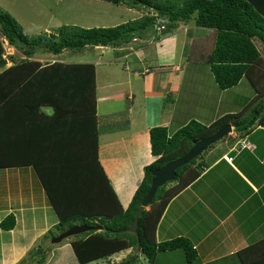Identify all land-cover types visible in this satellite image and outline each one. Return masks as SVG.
Segmentation results:
<instances>
[{"label": "crops", "instance_id": "0c3cea01", "mask_svg": "<svg viewBox=\"0 0 264 264\" xmlns=\"http://www.w3.org/2000/svg\"><path fill=\"white\" fill-rule=\"evenodd\" d=\"M0 1L11 7L29 36L50 33L65 24L54 23L51 17L50 22L45 19L30 25V12L37 15L36 21L54 14L47 3L40 9L33 5L35 1L41 4L39 0ZM115 7L128 13V18L132 16L131 20L145 15L144 9ZM148 12L146 16L153 15ZM128 18L116 23L99 20L102 23H97V28L124 24ZM87 21H72L70 26H96L94 21ZM165 31L155 38L152 28L145 37L118 48L95 47L96 61L60 60L58 56L65 52L46 55L49 63L43 67H57L35 70L32 75H41L38 73L44 70L48 74L42 75L56 73L81 79L86 75L83 70L62 65L95 66L92 102H83L80 92V100L61 103H68L65 108L70 114L57 115L50 105L39 106L38 111L35 100L1 104L5 109L0 114V225L10 215L16 223L9 231L0 227V264H22L24 260V264H39L42 259L41 264H79L71 245L78 238L60 244H53V237L47 238L60 219L40 173L55 201L65 206L67 218L77 211L68 205L71 198L80 197V204L97 203V180L101 181L103 173L115 195L110 197L116 210L118 205L127 210L144 179L145 168L157 160L151 150V129L165 127L173 135L191 121L209 126L226 115L239 114L251 102L255 103L253 108L260 104L264 108V80L253 95L243 86L251 85L246 78L230 90L218 88L205 63L214 51L215 30L198 27L192 19ZM256 73L264 78V72ZM29 84L30 95L39 91L36 80L30 79ZM249 116L246 112L244 119ZM232 127V133L206 150L183 174L182 181L197 177L168 204L156 231L159 243L188 239L198 255L193 264H244L259 258L251 248L264 256V250L259 249L264 248V111L250 131L239 133ZM244 142L250 148H243ZM181 180L167 189L178 186ZM64 183L73 195L63 192ZM134 253L130 248L89 264H119ZM139 255L137 264H149ZM155 264L188 262L184 252L177 250L159 254Z\"/></svg>", "mask_w": 264, "mask_h": 264}, {"label": "trees", "instance_id": "16d2710c", "mask_svg": "<svg viewBox=\"0 0 264 264\" xmlns=\"http://www.w3.org/2000/svg\"><path fill=\"white\" fill-rule=\"evenodd\" d=\"M103 1L114 5H125L132 9L148 10L153 15L115 27L83 28L63 26L51 35L45 33L28 36L20 23L10 14L2 11L0 6L1 36L8 41L10 46L22 50L23 55L28 60L40 49H46L49 53L59 55L65 50L82 52L87 48L117 47L128 44L135 38L145 37L158 19L167 20L166 33L173 29L174 24L187 23L193 19L196 26L212 29L217 33L214 51L205 63L208 65L218 88L223 91L232 89L246 78L256 91H260V83L264 78L262 79V75L256 73V71L264 72V0ZM256 41L261 44L263 50L259 49ZM3 53L4 48L0 37V62L3 61ZM12 62L14 66L0 74V114L5 109V106L1 107L3 102L27 101L29 103L30 101L34 102V100L38 102V111L41 109L39 106L50 105L55 108L57 115L65 112L70 114L67 108L61 106L62 102L80 100L77 95L81 92V100L89 104L87 95L90 85L93 88V94L95 93L96 73L95 66L92 64L62 65L66 68L83 70L86 75L79 79L78 77L73 78V76L67 78V75L60 77L56 73H50L49 76L42 75L48 74L44 70L49 67H43L37 62H29L28 60L21 65H18L14 60ZM56 67H50V69ZM41 69H44L43 72L38 73L41 75H32L35 70L39 71ZM16 75L18 77L15 78ZM30 79L36 80L39 84L38 87L40 86L39 91L32 95H30L29 87L24 91L21 89V84ZM62 80H64L63 84ZM40 94L43 95L41 97L43 99H39ZM252 105L250 103L248 107L251 108ZM261 105L251 109V111L245 109L239 114L226 115L209 126L198 121H191L173 135H170L165 127L151 129V150L152 155L157 157V160L145 168L144 179L135 192L127 210H123L120 205L116 210L110 197V195H113L115 198V195L103 173L101 181L99 178L97 180V203L80 204V197L71 198L72 202L68 205L77 209V211L67 218L64 214L65 206L55 201L56 196L50 194L52 192L49 191L51 188L40 173L43 185L48 190L49 199L60 219L59 225L47 235V238H55L58 233L61 234L76 226V222H80L79 225H101L104 228L103 231L85 233L76 237L78 239L72 242L71 245L79 264H89L93 261L107 259L115 253L130 248L136 252V236L132 233H117V231L128 228L133 222L144 197L151 187L153 171L179 159L188 152L194 142L213 135L228 124L234 126L235 131L239 133L250 131L264 111ZM5 111H9V109L7 108ZM33 111L36 112L37 109L34 108ZM71 111L74 110L71 109ZM246 112H251L249 114L251 116L244 119ZM81 113L83 112L81 111ZM85 113L88 116L89 110ZM2 115H6V113ZM252 115L256 116L252 117ZM197 159L179 169L173 182L180 181L183 174L194 165ZM196 177V175H193L191 178L185 179L186 181L183 180L184 182L181 180L182 183L171 189H167V187L173 182L159 188L149 206L150 210L146 209L140 217L138 228L141 240L140 253L147 259L149 264H155L159 254L177 250L184 252L188 264L196 262L197 252L188 239L178 238L161 243L156 240V231L168 204L186 189ZM67 185L68 183H64V186L61 187L63 192L68 191L71 196L73 195L72 189L69 190ZM57 190L61 192L60 187ZM15 223V217L10 215L1 223L0 227L9 231L14 229ZM251 249L259 258L244 261V264H264V256L256 248ZM259 249L264 250V248ZM138 259L139 256L132 255L119 264H136ZM43 262L44 259L38 261L39 264Z\"/></svg>", "mask_w": 264, "mask_h": 264}, {"label": "rangeland", "instance_id": "374dc122", "mask_svg": "<svg viewBox=\"0 0 264 264\" xmlns=\"http://www.w3.org/2000/svg\"><path fill=\"white\" fill-rule=\"evenodd\" d=\"M24 1L28 2L29 0H24ZM39 1H41V4H38L35 1L33 3V5L40 9L41 5L43 3L44 4L47 3L50 6L48 8L53 10L54 14L48 15L45 18L43 17L42 20H37L36 21V16L37 15H35V13H33V12H30V14L28 16L29 20H30V25L36 24V23L41 22V21L45 22L44 21L45 19H48L46 22H50L51 21L50 18L54 17L55 18L54 19V23H57V22H58V24L59 23L60 24H64L65 23L61 27L70 26L71 25L70 23H72V21H74V22H77V21L78 22H82L83 21L84 23H89V21H87V19H89V20L94 21V23H96V26L94 27V28H96L98 26L97 23H102L99 20H101V21H110L109 23H116L117 21L122 22L125 18L127 20V18L130 16V15H128V13H124L123 14V12H120V9H116L114 4L105 2L103 0H62V2H56V0H46V1L45 0H39ZM0 6L2 8V11L6 12V13L10 14L12 17H14V15L10 11L11 7L6 2L0 1ZM4 9H9L10 12L5 11ZM24 12L25 11L22 8V15H24ZM119 12H120V17H123V19H121L119 17ZM146 12H148V11L145 10V12H143L145 14L144 17L147 14ZM131 17L128 18L127 22L132 21ZM134 20H138V16ZM159 20H162V19H159ZM164 21L166 22V25H168L167 24V20L164 19ZM118 25H121V24H116L115 26H118ZM115 26L113 24H110L108 26H100V27H115ZM24 30L26 31L27 28L24 29ZM57 30L58 29L52 30L50 33H47V34H49V35L54 34ZM45 33L46 32L40 33L39 35L45 34ZM35 35H37V34H35ZM153 36L154 37L156 36L155 38L158 37L157 34H154V33H153ZM0 37H1V40H2V43H3V48H4V53H3L2 58H3V60H7L8 61V64L5 67L0 69L1 74L4 71H6L5 69H8V68H11L12 66H14V63L12 62L13 60L16 61V63L18 65H21L23 62L28 61V60H29V62H37L40 65H46L47 63H49L45 58H46V55H49V54H50V57H51L52 53H49V51H47L46 49L38 50L35 53V55L32 56V58L27 60V58L23 55L22 50H20V49L17 50L14 47L9 46V43L5 40V38H3L1 36V29H0ZM128 44H123V45L125 46V45H128ZM256 44H257V46L259 47L260 50H263L262 46H261V44L259 42L256 41ZM123 45L117 46V48L121 47ZM64 52H65V54L58 56V58L60 60H64V59L65 60H67V59H71V60H73V59H91V60H94V61L98 60V49H95V48H88V49L84 50L83 52H73V51H70V50H65ZM37 55H39L40 58ZM36 57L39 58L41 61H39V59L37 60ZM82 65H84V64H82ZM48 67H51V66H48ZM29 81L30 80L24 81L21 84L22 85L21 89L23 91L25 89H27L28 87H30ZM246 83H247V81H246ZM243 86L245 88L247 86V89L251 90L252 95L255 94V89L251 85H247L246 84V85H243ZM87 96H88V103L90 101L92 102V99H93V88H92L91 85L89 87V91H88V95ZM41 97H43V95L40 94L39 95V99H43ZM251 103L253 104L252 107L251 108L247 107L246 109H252L254 107L255 103L254 102H251ZM67 105H68V103H66L65 106H63V107L65 108V107H67ZM79 107H81V106H79ZM72 108L73 107H71V109ZM80 111L81 110H79V112ZM249 114H251V112H249ZM79 224H80V222H76V225H79ZM76 237H78V236H76ZM133 255H135V253ZM136 256L140 257V255H138V254H136ZM25 261L26 260H24V263H25Z\"/></svg>", "mask_w": 264, "mask_h": 264}, {"label": "water", "instance_id": "95a60500", "mask_svg": "<svg viewBox=\"0 0 264 264\" xmlns=\"http://www.w3.org/2000/svg\"><path fill=\"white\" fill-rule=\"evenodd\" d=\"M7 64H8L7 60L1 61L0 69L5 67ZM232 131H233L232 125L228 124L224 126L223 128L219 129L217 132H215L213 135L194 142L193 146L188 150V152L179 159L174 160L166 164L164 167L153 171V180L151 183V187L147 195L144 197L141 206L139 207L135 215L133 222L128 228L117 231V233H132L136 236L137 238L136 254H139L141 252V240L138 232L139 219L142 216L143 212L151 205L157 193V190L161 187H164L168 183L173 182V180L176 177L177 171L179 169L190 164L193 160L201 156L211 146L215 145L219 141L226 138L230 133H232ZM103 230L104 228L101 225H95V226L76 225L71 227L67 231L61 233L57 237L53 238L52 242L53 244H60L64 240H67L71 237L80 236L91 231L99 232Z\"/></svg>", "mask_w": 264, "mask_h": 264}, {"label": "built area", "instance_id": "2783aa9c", "mask_svg": "<svg viewBox=\"0 0 264 264\" xmlns=\"http://www.w3.org/2000/svg\"><path fill=\"white\" fill-rule=\"evenodd\" d=\"M153 29L158 36H162L163 32L166 30V22L164 21V19L162 20L158 19L157 22L154 24ZM250 146L251 145L247 144L246 142L242 144L243 148H246V147L250 148ZM228 161L232 162L233 158H229Z\"/></svg>", "mask_w": 264, "mask_h": 264}, {"label": "clouds", "instance_id": "9594fccd", "mask_svg": "<svg viewBox=\"0 0 264 264\" xmlns=\"http://www.w3.org/2000/svg\"><path fill=\"white\" fill-rule=\"evenodd\" d=\"M6 40V39H5ZM7 41V40H6ZM8 42V41H7ZM10 46V45H9Z\"/></svg>", "mask_w": 264, "mask_h": 264}]
</instances>
